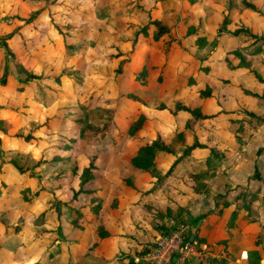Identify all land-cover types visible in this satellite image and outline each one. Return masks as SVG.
Returning a JSON list of instances; mask_svg holds the SVG:
<instances>
[{
    "label": "rangeland",
    "instance_id": "rangeland-1",
    "mask_svg": "<svg viewBox=\"0 0 264 264\" xmlns=\"http://www.w3.org/2000/svg\"><path fill=\"white\" fill-rule=\"evenodd\" d=\"M248 1L253 3V9L246 8L241 0H34L33 7L41 8L42 11L36 17L35 24L30 31L31 34H28L22 42L18 40V47L22 49L16 47V60L10 59L8 66L13 68L15 76H19L23 72L22 68L20 69L21 63H24L26 67L32 64V61L29 62L30 58L24 55L23 49L32 48V45L40 38L53 39V44L49 42L52 45L50 49L61 48L57 51L60 59L53 62V67L45 68L42 78L48 81L54 80L53 76L61 68L64 73L58 76L74 71L75 78L80 80L78 82L81 84V97L86 103V113L89 119L102 122L112 115L111 111L114 109L116 115L119 116L124 110L130 115H133L132 112L136 114L140 108L147 116L149 126L161 132L175 156L198 138L195 131L199 133L201 140L210 142L212 146L222 141L221 145L224 147L215 152L211 150V145L191 152L190 168L202 173L211 168L210 164L213 159H221L231 152L225 145L244 144L246 140L254 137L252 132L262 124L257 118L249 115L250 121L241 123L239 129L237 121V118L242 116L244 108L252 109L258 114L263 112L264 115V83L257 82L252 72H257L264 78V0ZM73 2L79 4L78 8L84 15L81 18H85L88 14L94 16L92 18L93 28L88 31L89 34H85L80 40L67 33L64 36V39L75 44L74 47L68 45L69 43L62 45L59 39L62 36L59 31L67 29L65 22L68 18L76 25L78 24L76 19L81 13L74 8ZM31 10L32 7L27 6L22 0H0V32L8 31L14 25H17L18 29L24 28L27 24H22V20L18 18H26ZM148 17L159 18L168 25L169 31L164 34V41L160 39L151 44L147 43L141 51L138 50L136 55L139 58L135 57L137 62L135 61L134 65L141 63L140 55L147 51V75L152 77L160 72L162 80L159 83L153 81L151 87L138 85L136 88L138 92L134 90L140 98L139 101L145 106L141 107L135 101L130 107L123 102L122 93L124 91L118 92L115 84L108 80L112 73L111 65L106 59L100 61L99 58L105 57L107 52L118 47L116 45L127 50L134 31L138 30ZM223 17H226V20L221 26ZM79 20L82 19L79 17ZM189 24L193 27L192 33L186 36V26ZM218 26L221 31L216 36ZM239 27L247 29L233 34L232 31ZM147 32L150 33L149 27ZM52 34H57V39ZM252 34L258 35L256 40ZM192 36H203L206 43L197 45L194 42V44ZM145 40L148 41L147 36ZM165 41L169 44L168 60L160 68L157 66L152 68L149 63L160 59ZM226 61L240 65L230 68ZM80 70V75H78L77 71ZM97 76L99 78H96ZM204 84L209 85L211 96L200 98L197 92L199 88H203ZM171 87H174L173 91ZM181 87L183 90L180 89ZM239 87L257 92L262 95V100L258 102L251 97L244 96ZM180 91H184V100L199 104L205 112H217L220 109L224 112L217 113L213 123L194 122V128L185 127L183 120L187 116L186 113L172 114L166 108L158 110L155 107L157 103L163 102L167 108L171 109L172 100L176 96L181 98ZM89 93L91 98H87ZM49 96V99L53 98L52 93H49ZM26 108V106H20L19 113L15 111L9 114L10 117H4L8 131L21 136L36 134L34 129L38 123L26 118L29 111ZM69 125L72 126V121ZM62 128L66 127L58 129L55 127L52 130L51 139L62 138ZM152 129L147 128L148 133L143 132L142 137L147 138L153 135ZM68 130L72 131V128ZM8 137L11 139L10 136ZM30 141L31 139L26 144L28 145ZM90 142V132H86L84 138L75 140L68 150H62L65 154L60 156L67 154L65 158L53 159V155L46 154L47 159L45 158L46 162L43 164H33L34 159L30 157V153L18 152L13 147L8 152L0 148L2 162L11 158L22 167L23 175L27 176L29 172L28 176L32 177H21L17 187L13 188L14 193L6 194L2 187L0 189V218L2 220L0 222V264H48V259L52 260L53 264H61L66 252L68 256L70 255L68 240L71 235L63 236L64 231L57 225V216L53 209H57L62 201L68 202L70 206L78 205L77 198L72 199L71 196V189H76L78 183L76 179L68 181L67 178L70 175L71 166L75 164L81 168L91 157L96 163L101 161L98 163L101 168L97 170L95 180L99 185H103L108 181L110 172H115L121 164L122 157L128 154L125 142L120 147L116 145L117 142H114L115 147L112 148H109L110 144L107 143L106 145H94ZM8 145H13V143L9 142ZM171 158L168 157V161H165L160 172L169 166ZM120 166H122L121 172L118 173L122 175L124 174L122 169L126 167L123 163ZM185 169L182 168L183 171ZM12 176L13 174L7 170L3 173L7 182L14 179ZM25 184L28 185V191L25 194L23 189V193L26 196L29 195V198H23L21 201L20 193L16 192L18 196L15 191L17 188L24 187ZM205 185L206 182L201 188ZM16 196L19 197V200L17 199L19 203L13 202L17 201L13 200ZM81 196L84 195H80V198ZM179 220L182 218H177L175 222ZM15 224L19 225L18 231H13L11 225ZM83 234L89 236V242L93 239L90 231H85ZM84 240L87 238L83 237L82 241ZM83 250L84 247L79 249L77 254H81ZM261 262L264 264V260Z\"/></svg>",
    "mask_w": 264,
    "mask_h": 264
},
{
    "label": "crops",
    "instance_id": "crops-1",
    "mask_svg": "<svg viewBox=\"0 0 264 264\" xmlns=\"http://www.w3.org/2000/svg\"><path fill=\"white\" fill-rule=\"evenodd\" d=\"M22 33V38L31 34L27 30ZM53 37L56 38L57 34H54ZM60 37L63 45L62 36ZM20 39L19 35H14L7 41L14 56H17L16 47H18ZM49 42L53 44L54 40L40 38L32 45V48L23 49L24 54L30 55L29 62L32 61L30 67L36 72H40L43 66L53 67V62L60 59L57 51L61 48L52 50L50 49L52 45ZM23 65L25 64L23 63ZM73 73L75 74L74 71L66 72L58 77L57 82L41 77L18 90L16 76L13 68L9 66L5 83L0 84V104L13 107L19 102L23 103L29 110L26 118L37 122L38 119L46 117L47 121L46 125L37 124L38 126L34 129L36 134L33 133L35 137L28 145L26 144L28 141L25 142L18 137L9 135L13 132L7 130L6 133H3L0 131V148L13 147L20 152L30 153V157L34 160L42 154L44 158L39 164L46 162V154L52 155L58 152L53 144L55 139H51L53 137L52 130L55 127L58 129L64 126L66 128H62L63 135L73 133L68 129L74 128V117L79 112L76 104L80 97L75 91L80 90L81 84L75 80ZM49 88L54 90L53 93L49 91ZM49 93H52L53 98L49 99L47 105L44 106L42 102L44 98H50ZM1 113L8 118L12 112L1 110ZM261 115L264 117L263 112ZM49 120L51 121L49 122ZM70 121H72V126L69 125ZM261 123L252 132L254 137L246 140L247 142L244 144L234 146L227 142L229 146L225 145V147L231 152L221 159H213L210 164L211 168L205 172L199 173L190 168L192 151L201 149V147H193L190 150L183 167L198 173L200 187L206 182V185L199 188L197 192H194L191 187L180 191L182 194L170 192V180L175 179V176L168 177L163 183L164 185L151 191H119L121 193L119 205L117 207L104 206L103 223L109 236L100 239L90 250L92 254H98L103 258L102 261L96 258L95 261L93 260L94 263L123 264L127 256L133 254L135 243L149 242L151 238L160 234L156 227L159 221L168 225L173 224L177 218H185L192 226L195 239L204 243L214 256V264H263L261 260H264V142L262 143L264 122ZM64 129H66L65 132ZM9 142H12L13 145H8ZM203 147L206 146H202V149ZM215 147L218 150L224 145L218 143ZM3 168L14 175V180H21L23 176L28 177L21 175L7 162L3 163ZM113 173V171L110 172L108 181L102 185V189H107L105 193L112 190L113 184L110 175ZM141 180L145 181L141 182V188L144 190V186H149L150 183L144 178ZM174 187L179 190L183 189L178 185ZM104 197L105 205L108 199L106 195ZM143 203L151 204L150 211H159L165 215L160 220L149 216V210L142 205ZM177 206L180 207V213L176 216ZM65 209L62 207L63 215H65ZM143 215L147 216L144 218ZM60 225L61 230L64 231V237L71 235L68 240L70 255L68 256L66 252L61 264H73L81 255L77 254V251L86 246L80 241L82 231L71 229L70 224L63 216ZM250 248L257 253L254 263L248 262V249ZM139 256L134 253L132 260ZM80 258L83 259V257ZM47 263L53 264V261L48 259Z\"/></svg>",
    "mask_w": 264,
    "mask_h": 264
},
{
    "label": "trees",
    "instance_id": "trees-1",
    "mask_svg": "<svg viewBox=\"0 0 264 264\" xmlns=\"http://www.w3.org/2000/svg\"><path fill=\"white\" fill-rule=\"evenodd\" d=\"M27 6L32 7V10L30 14L26 18H18L19 20H22V24H27L25 25L24 28H19L17 25L12 26L8 31L5 30L4 32L1 31L0 33V84H4L7 74L9 72V60L13 59L14 61L16 60V56H14L13 51L11 50V47L8 45L7 41L14 35H19L21 38L19 42H22L25 38H22V32L27 30L31 31L32 26L35 24L36 17L38 14L42 11L41 8H34L33 1L34 0H22ZM72 2V1H71ZM242 4L246 8L253 9L254 5L252 2L248 0H241ZM74 8L81 13V9H79L77 2H73ZM74 10V9H73ZM84 15L78 16L76 19L78 21V24L76 25L75 22L71 21L69 18L67 22H65V26L67 27L66 31H62L60 29L59 32L62 33V40L63 43H69L68 45L74 47L75 44L73 42H69L66 39H64V36L67 34L72 35L73 38H76L78 40L81 39L82 36H85V34H89L88 31H90L93 25V20L94 18L93 15H85V18H81ZM80 19L82 20H79ZM91 19V20H90ZM226 20V17H223L221 19V26L224 25ZM98 22V21H97ZM29 23V24H28ZM60 26V24H59ZM148 27L150 28V33L148 34L147 29ZM192 25L189 24L186 26V31L185 34L186 36L192 33ZM246 27H239L235 28L232 33L233 34H238L241 31H246ZM169 31L168 25L164 23L162 20L159 18H150L148 17L147 20L144 22V24L141 25L138 30L134 31L133 37L129 41L128 49H121L119 45H116L118 47H115L114 50H111L106 53V56L100 57V61H103L104 59L107 60V62L111 65V75L108 77V80H111L115 84V87L118 92L122 93V90L124 91L123 96V102L132 106V103L137 101V104H139L141 107L145 106L143 102L139 101L140 98L136 94L135 90L138 85H143V86H148L151 87L154 82L159 83L162 79L160 77V72H157L156 75L154 76H149L147 75L146 69H147V58H148V53L147 51H144L141 53V63L137 66L134 65L135 57L139 58L137 54L138 50L141 51L144 48V45L151 44L152 42H157L160 39H163L164 41V34H166ZM221 31L220 26L217 27L216 29V36L219 35ZM3 33V34H2ZM64 34V35H63ZM254 35L255 39H257L256 34ZM148 37V41L145 40V37ZM263 37V36H262ZM193 43L195 42L197 45H204L206 43V40L203 36H192ZM215 39L212 40V43H214ZM124 42V41H122ZM165 46L161 50L162 56L160 57L159 60L157 61H150L149 66L152 68L157 66L161 67L168 59V51H169V44L167 41H165ZM194 43V44H195ZM25 56L30 58V55ZM25 57V58H27ZM72 58V56L70 55ZM228 64V67H237L238 63L232 64L229 61H226ZM226 64V65H227ZM22 68L23 72L19 75L16 76L15 80L17 83V89L21 90L24 88L25 85H27L29 82L34 81L36 79H39L42 77L44 74L45 66L41 69L40 72L34 71L31 67H26L23 65V63L20 64V69ZM126 69V70H125ZM160 70V69H158ZM128 71V72H127ZM80 75V71H77ZM255 78L257 79V82L259 83H264V78L262 76H259L257 72L252 71ZM64 73L62 68L59 70L58 73H56L53 78L57 82L58 74ZM76 74V73H75ZM74 74V75H75ZM119 76V80L117 81V77ZM76 81H80L79 79L75 78ZM154 81V82H153ZM225 81V80H224ZM241 93L244 96L251 97L258 102L262 100V95L258 94L255 91H252L247 88L239 87ZM183 90V87L180 88ZM174 90V87H171V91ZM49 91H52L53 89L49 88ZM138 92V89H136ZM79 94L80 99L77 101V108H78V113L74 117V128H72L73 133H69L68 135H63L62 138H56L55 142L53 143L58 150V152L53 153L52 158H65L66 155H63L62 150H68V148L71 146V144L77 140V139H82L85 137L86 132H90V143L91 144H110L109 148L115 147L114 142H117L116 145L118 147L121 146L123 142H125L126 146V153H128L126 156H123L121 159V164H124L126 167L125 169H122V172L124 174H119L118 172H121V167L118 166L116 168L115 172L110 175L111 177V183L113 184L112 190H109L105 193V189H102V185H99L98 182L95 180L97 177V170H100L101 166H98V163L94 162L93 158L89 159V161L86 162V164L82 165L81 168H78L75 164L71 166L70 168V175L68 178V181H75L78 183V187L76 189H71V196L72 199L77 198L78 205L77 206H70L68 202L62 201L60 202V206L56 209L54 208L53 210L55 211L56 214V219H57V225L61 229V217H65V220L70 224L71 229H76L82 231L81 234V242H83L85 246L83 252L81 253L80 257H83L77 259L74 261L73 264H95L94 261L97 258L98 260L101 259L102 257L98 254H92L90 252L91 249L97 244V242L100 239L106 238L109 236V232L107 231L103 220L105 218V208L104 206H109V207H117L119 205V198L121 196V193L119 191L121 190H132V191H141V192H147L151 191L152 189H156L160 185H164L166 179L168 177H173L175 176V179L170 180V192L174 193H180L182 194L183 190H186V188L191 187L194 192H197L199 188H201V183L198 180V173L196 172H191L189 170H182V167L185 166L186 159L188 158V154L190 150L193 147H202L206 145H211L210 142L203 141L199 138V133L197 131L196 135L198 138L194 140L192 143L188 144L182 149V152H180L179 155L175 156L173 151L171 150V147L169 143L165 140L163 135L159 130H153L151 126H149L148 118L147 116L138 108V113L135 114V112H132L133 115L128 114V111L124 110L122 115L117 116L115 113V109L111 111V114L106 120L102 122H96L94 120L89 119L86 113V103L82 101L84 98L81 97V90H76L75 93ZM180 97H175L172 102V108L169 109L163 102H159L156 104V109L162 110L163 108H166L170 113L172 114H178V113H186L187 116L183 120V126L185 127H193L194 122L200 124L202 121L211 122L213 123L214 116L217 115L219 112H224L223 110L215 111V112H205L201 108L199 104L196 103H191L189 100H184V91H180ZM187 92V91H185ZM188 93V92H187ZM198 97L204 98L207 96H211L210 93V87L207 84H204L203 88L198 89ZM91 94L87 96V98H91ZM75 96V94H74ZM183 96V97H182ZM197 97V98H198ZM49 98H44L42 105L46 106L48 103ZM134 105V104H133ZM24 106L23 103H17L13 107L12 106H5L0 104V131L3 133L7 132V127L5 126V119L4 115H2L1 110H6L9 112L14 113H19V107ZM249 115L255 117L258 119V121L264 122V117L261 114H258L252 109H243V114L242 116L237 118V121L239 122V129L241 127V123L249 122ZM6 118V117H5ZM127 118V120H125ZM211 118V119H210ZM208 120V121H207ZM46 117L43 119L39 120L38 119V124L40 125H46ZM182 126V127H183ZM146 127V130H145ZM195 127V126H194ZM193 127V128H194ZM152 129L154 131L153 135L148 136L147 138L145 136L142 137L143 132H147L148 130ZM212 129V127H210ZM238 129V130H239ZM202 131L204 129H201ZM12 137H18L22 138V141H28L33 138V135L31 134H26L21 136L20 134L17 133H12L9 134ZM121 136V137H120ZM61 140V141H60ZM118 141H120L118 143ZM219 144H223L221 141ZM211 150L212 151H217V148L215 146L211 145ZM3 149V148H2ZM106 149V148H105ZM5 152L10 151V148L3 149ZM128 150V151H127ZM16 151H18L16 149ZM258 151V150H257ZM20 152V151H18ZM116 152V151H113ZM1 153V151H0ZM168 157H172L169 163V166L162 172H160V167H163V164L165 161H168ZM43 155L41 154L37 159L33 160V164H39L40 161L43 160ZM8 164H10L14 169L19 172L21 175L22 172V167L18 165V163L9 158L7 159ZM0 189L1 187L5 190L6 194H11L13 192V188L17 187L18 180H12L11 182H7L6 179L3 177L4 171H6L3 168V163L2 159L0 158ZM80 167V166H79ZM179 169H181L179 171ZM8 171V170H7ZM3 172V173H2ZM178 172V173H177ZM30 175L28 172L27 176ZM14 176V175H13ZM12 176V177H13ZM30 177V176H28ZM32 178V177H30ZM141 178H144L147 180L150 185L144 186V190L141 188L142 181ZM190 181L187 183V181ZM3 184V185H1ZM167 184V183H166ZM177 184L178 187H182V190L175 189L174 186ZM28 185L25 184L24 187L17 188L16 192L20 193L21 201L24 199L29 198V195H25L27 190ZM23 189L25 190V194L23 193ZM29 189V188H28ZM140 189V190H139ZM102 191V192H101ZM96 192H99L96 194ZM82 193V194H80ZM95 193V194H94ZM108 199L107 203L104 202L105 200V195ZM173 194V193H172ZM16 195L19 196L18 193ZM80 195H84L81 196ZM16 196L13 198V200H17L19 197ZM12 199V197H11ZM9 200V199H8ZM19 200V199H18ZM13 201L19 203V201ZM105 200V201H104ZM11 201V200H10ZM146 209L151 208V204L149 203H143L142 204ZM62 207H65V215H63L64 211H62ZM179 209L180 207L177 206L176 213L175 215H179ZM67 211V212H66ZM149 216H152L153 218L157 219H162L165 213L159 212V211H148ZM45 213V212H44ZM147 216V215H146ZM143 215V217H146ZM0 222H2L0 218ZM173 224H168L164 225L163 222H160L156 224V227L159 229L160 233L166 232L169 229H171ZM6 226V225H5ZM13 227V231H18L19 230V225H11ZM85 231H90L91 237L93 238L90 242L88 240L89 236H85L83 233ZM63 236H65L63 234ZM87 238V240L82 241V239ZM153 240V239H152ZM151 244V241L149 242H141V243H135L134 245V251L133 254H139L142 255L144 254L148 249ZM132 254V255H133ZM26 255V254H25ZM132 255H128L127 259L123 264H145L142 261L134 262L132 260ZM248 262L249 263H254L256 258H257V253L254 249L250 248L248 249ZM81 259V260H80ZM94 260V261H93ZM105 261V260H104ZM97 262V261H96Z\"/></svg>",
    "mask_w": 264,
    "mask_h": 264
},
{
    "label": "built area",
    "instance_id": "built-area-1",
    "mask_svg": "<svg viewBox=\"0 0 264 264\" xmlns=\"http://www.w3.org/2000/svg\"><path fill=\"white\" fill-rule=\"evenodd\" d=\"M133 260L145 264H214V256L204 243L195 239L192 226L185 218L156 235L149 249Z\"/></svg>",
    "mask_w": 264,
    "mask_h": 264
}]
</instances>
